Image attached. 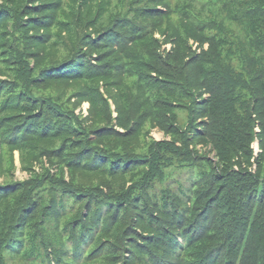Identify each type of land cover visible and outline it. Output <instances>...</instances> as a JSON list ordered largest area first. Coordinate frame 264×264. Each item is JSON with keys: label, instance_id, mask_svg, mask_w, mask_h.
<instances>
[{"label": "trees", "instance_id": "obj_1", "mask_svg": "<svg viewBox=\"0 0 264 264\" xmlns=\"http://www.w3.org/2000/svg\"><path fill=\"white\" fill-rule=\"evenodd\" d=\"M123 1L124 9L130 8L123 17L109 13L103 21L106 8L100 1L95 18L85 25L94 0H80L77 24L66 26L57 23L64 0H0V178L11 172L3 166L5 154L17 151L123 182L114 195L84 192L49 173L34 174L23 184H0V264H14L17 255L28 264L110 261V240L99 245L97 240L109 236L111 220L122 221L127 213L133 218L127 228L151 226L162 249L144 247L140 243L146 237L138 240L134 232L137 238L123 264H184V251L193 264H264V173L231 169L241 152L247 164L254 138L262 152L255 163H264V0H153L138 9L135 5L148 0ZM161 19L172 20L168 31L174 47L166 56L152 38ZM55 27L75 33L80 51L72 45L69 57L59 60L53 53L46 65L32 66L31 60L51 46ZM188 40L198 45L195 51ZM95 51L100 54L92 65L87 52ZM127 78L134 84L125 94L120 85ZM101 80L115 106L116 127L107 126L92 140L67 104L37 88L59 81L80 85L75 99L89 104L90 116L109 119L103 94L91 85ZM177 102L189 112L190 141L174 126ZM147 121L170 130L173 140L153 143L145 157L131 155L129 142L105 141L116 139L115 128L136 131ZM193 141L211 145L219 168L206 171L205 162L189 149ZM99 155L105 163L96 161ZM172 158L187 164L188 174L195 168L194 182L203 178L201 187L207 188L195 193L194 185L171 188L173 175L163 178V170ZM125 162L130 165L121 169ZM83 207L85 215L79 211ZM77 212L79 217L68 223Z\"/></svg>", "mask_w": 264, "mask_h": 264}, {"label": "rangeland", "instance_id": "obj_2", "mask_svg": "<svg viewBox=\"0 0 264 264\" xmlns=\"http://www.w3.org/2000/svg\"><path fill=\"white\" fill-rule=\"evenodd\" d=\"M80 0H73V2L75 3V5H73L68 0H64V5L63 8L59 11V15L57 18V23L62 24V25H66V26H75L78 22V18H79V13H77V6L79 4ZM102 1V2H100ZM100 2V4H104V7L106 8L105 10V14L103 17V21H105V19L107 18V16L109 15V13H114L117 14L118 13V17H123L124 13H127V10L130 8H127L126 10L124 9L126 2H124L123 0H94L93 4H92V8H94L91 13L88 16H85L83 18V21L85 22V25L87 24V22L91 21L92 19L95 18L96 15V5ZM155 2L153 0H148L147 2H142L141 4L135 5V7L138 8H146L149 7L150 5H153ZM73 7V8H72ZM161 9L163 10L164 7H161ZM133 14V13H131ZM164 19V18H163ZM163 19H161V25L158 27L157 31L154 33V35H152L154 39H156L158 41V47H155L157 49H159V53L162 56H166L167 53H171L173 51V47L174 45L172 44V39H171V31H168V29H171V25H172V20L170 21H164ZM64 21V22H62ZM67 23V24H65ZM163 23V24H162ZM121 27V25H119ZM84 29V27H83ZM51 33L53 35L54 40L51 43V46H48L45 48V51L43 53L39 54V57L36 58V60H31V65L33 66V64L36 63V66H38L37 68H41L40 66L46 65L48 62L51 61V55L54 53V56L56 57V59L59 58V60H63L66 57H69L70 54H68V48H70L72 45H75V47L73 48H77L78 51H80V41L78 39V36L75 35V33H62L57 27L53 28L51 30ZM87 33H91V31H88ZM123 33V32H122ZM150 39V38H149ZM152 41V40H151ZM164 41V42H163ZM64 42V43H62ZM62 44L64 45L63 47ZM187 45L191 48L192 51H195V48L198 47L197 44L193 43L191 40L187 42ZM204 49H207V45H204ZM87 58L89 59V61L91 62V64H95L93 62V60L95 58L98 57V55L100 54V52H93L91 55L89 54V52H87ZM100 68V67H99ZM104 82L103 80H101L100 82H94L93 87L95 88H99V90L101 91V93L103 94V100L102 102L105 103L104 107L107 110L106 114H109V119L105 118V116L102 115H95V117L90 116V114L88 113V108H89V104L88 103H84V102H78V100H76V94L79 93L81 86L77 85V84H65L62 82H55V83H50L49 85H40L37 84V88L40 90H43V93L45 94H51L52 96H54V99L57 100H61L63 101L65 104H67V106L69 107L70 110L74 111V114L77 116L78 121H80L84 127L87 128V131H89V140L91 138L94 139L95 135H97L100 131H105L107 126H113L116 127V121L115 118L117 116V113L115 112V106L112 103V101L109 99L110 98V94H105L104 92ZM134 84V81L132 80V78H127L126 80L123 81V84L120 85V91L128 94V88L132 87V85ZM199 91H196V93ZM207 96V95H206ZM180 102H177V106H176V110L175 114L176 116V124L174 123V126L176 128H178L181 133V136H184L185 134L188 135L189 137V141L190 138L192 137V134L190 133V129H189V117L188 114L189 112L183 108V106L179 105ZM183 104V103H182ZM105 112V111H104ZM104 115V114H103ZM200 128V127H199ZM170 130H161L159 127H154L152 122L147 121L144 126L142 127V129H138L136 131H133L132 128L130 126L124 127V129L122 128H115V133H113V137L116 139H108L105 140L107 141H115L116 143H118L119 139L120 141H126L129 142L131 146L130 150H131V155H134L136 157H145L147 155H149V149L152 146L153 143L155 142H162V141H170L171 139L173 140V136H171L169 134ZM254 132H257V130L254 128ZM88 133V132H87ZM120 137V138H119ZM60 138H56V139H52L49 140V142L51 143H55L56 140H59ZM180 139V137H179ZM62 140V139H61ZM182 143V142H181ZM48 144V141L43 142L42 144H39L40 147L46 146ZM179 142H177V146H179ZM5 147V146H4ZM117 149V148H116ZM134 151H133V150ZM189 149H191L192 151H194L197 156L198 159H200L201 161H204L205 163H201L203 165L206 166V171H213L214 168H219V164H217V158L215 155V151L214 149L211 147L210 144H208L207 146H205L203 143H199L196 141H193L190 143L189 145ZM250 149L252 151V155L251 156H247L249 159L247 160V164H245V159L243 157H241V153H239V160H236L235 163L233 162V165L231 166L232 171L234 172H245L248 171L252 174H257V173H264V163L262 162L256 165V160L258 155H260L261 149H260V144L258 139L254 138L251 143H250ZM120 148H118L117 151H119ZM2 151H5L4 149H2ZM70 152V151H69ZM74 152H76L74 150ZM77 153V152H76ZM105 153V151H104ZM5 160L3 163V166L11 169V172L9 175H5L2 176L0 178V184H8V186L10 185H14L15 184H23L26 181L28 182L32 177H34V174L36 175H42L44 173H49L51 174V176L55 177V178H62L63 181L68 184V185H72V187L74 188H81L83 189L82 191H102L104 194H115V190L117 187L121 186V184H123V182H115V180L113 179H109V177H105L102 175H96L93 174L91 172H81V171H70L69 169H67L63 164L61 165L58 160L53 159L52 157H41L39 159H35L29 156H21V154H19V152L14 151L12 153H6L4 156ZM30 158V159H29ZM173 159V158H172ZM243 159V160H242ZM100 163H105V158L104 156H97V160ZM207 161V162H206ZM209 161V163H208ZM171 162V161H170ZM211 162V165H210ZM243 162V163H242ZM83 163H91L90 160H84ZM140 163V161L137 162ZM177 164L179 165L181 168H178V170H172L171 165L172 164ZM207 163V164H206ZM239 163V164H238ZM171 165L166 167L163 171H164V177H169V175H173L172 181L173 184L171 185V188L176 189L177 186L179 185H194L193 186V193H195L197 190H201V189H206L202 186L203 183V178L197 180L196 182H194L193 177H197V173L195 171L194 168V174L192 175V173L188 174V165L187 164H181V162H179L178 160L175 161L173 159V161L170 163ZM195 165H198V163H194ZM261 164V166L259 167V165ZM130 165L127 164L125 162V164L119 167H121V169H126L128 166ZM208 165V166H207ZM10 166V167H9ZM215 166V167H214ZM197 167V166H195ZM213 167V168H212ZM176 168V167H175ZM111 169V166L110 168ZM74 172V173H72ZM170 172V174L168 173ZM214 172H212L211 174H213ZM192 175V176H191ZM191 177V178H190ZM208 177H210V174H207L206 178L207 180ZM217 177L221 178V175L218 173ZM70 179H72L70 181ZM130 180L131 178H128V180L126 179V182L124 181V187L127 188L130 185ZM79 181L80 183H83L85 185L88 186H81L79 184V182L77 184H72V182H76ZM192 181V182H191ZM216 181V180H215ZM219 181H216L217 183L214 184L215 188L216 185H219ZM158 183L156 185H158L157 190H159L160 188H162L165 183L162 182ZM91 186V187H90ZM108 186V188H107ZM201 187V188H200ZM200 188V189H199ZM114 193V194H113ZM117 193V192H116ZM149 194L154 195L153 191H149ZM18 194L14 195V197H11L9 199V201L11 202L12 200H14V198L17 197ZM194 196V195H192ZM171 201V200H170ZM83 205H81L82 207ZM79 211L82 214H86V208H79ZM132 215V213H131ZM104 216H108V215H104ZM77 217H79V213L77 212V214L75 216H72V218L70 217V220L68 223H71L73 220L77 219ZM133 218H130V215L127 213V217H125V219H122V221H116V220H111V228L109 229V236H105L102 235L99 237V239L97 240L98 244H101V242H108V240H110V245L112 246V251H111V255L109 257H111L110 261H107L108 258L106 260H102V257H98L96 259H94V261H89L86 264H123V258H128L131 249V242L134 241L137 237L135 236L134 232L138 235V240H139V236L140 237H146V241L142 244L144 247L147 248V246H151V248H153L156 244L157 248L162 249L161 246H159V241L156 240L157 236L153 233L149 231L148 226L146 229L142 228V229H135L131 230L130 228V223L132 221ZM70 225V224H69ZM125 228H127L126 231ZM131 228H133V225H131ZM106 234V235H108ZM151 240V243H154L153 245H149V241ZM158 241V242H157ZM137 243V242H135ZM139 243V241H138ZM96 245V244H94ZM96 245V246H97ZM164 245L167 248V250H172V247L169 246L168 243V239L164 240ZM156 248V249H157ZM7 251H10L7 250ZM138 253V250H135V253ZM181 258L184 261L183 263L186 264L187 262L189 264H193V259L189 256V253L187 251L182 252L181 254ZM6 256H11L9 253H6ZM113 257V258H112ZM171 260H173L171 258ZM169 261V260H168ZM15 263L14 264H28L25 262H28V260L22 259L19 255H17V257L15 258ZM187 263V264H188Z\"/></svg>", "mask_w": 264, "mask_h": 264}]
</instances>
